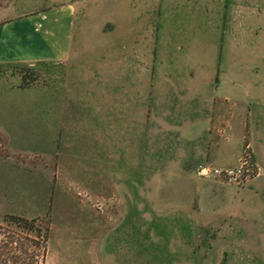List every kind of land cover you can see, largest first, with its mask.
Returning <instances> with one entry per match:
<instances>
[{
  "label": "rangeland",
  "instance_id": "1",
  "mask_svg": "<svg viewBox=\"0 0 264 264\" xmlns=\"http://www.w3.org/2000/svg\"><path fill=\"white\" fill-rule=\"evenodd\" d=\"M73 1L74 55L127 56L118 42L138 19L167 21L168 33L183 22L198 29L184 54L186 87L215 89L223 108L203 143H184L156 105L113 110L116 94L123 104L133 90L143 95V81L112 80L111 63L103 88L81 97L62 63H0V238L10 214L47 227L45 240L22 234L38 264H264V0H169L151 15L131 0ZM45 2L0 0V20L10 4L16 15ZM242 159L249 169L238 184L195 173L199 162Z\"/></svg>",
  "mask_w": 264,
  "mask_h": 264
},
{
  "label": "crops",
  "instance_id": "2",
  "mask_svg": "<svg viewBox=\"0 0 264 264\" xmlns=\"http://www.w3.org/2000/svg\"><path fill=\"white\" fill-rule=\"evenodd\" d=\"M183 1L190 3L192 0ZM164 2L168 4L169 0H131L130 4L133 7L140 3L144 8V14L149 15L155 6L161 9ZM187 9V12L193 14L192 7L189 6ZM12 10L13 4H10L2 11L7 15L11 13L12 16L0 20V63L33 61L62 63L68 81L67 87H71L70 94L74 97L87 94L83 91L86 87L95 86V90L102 89L106 76V72H103L104 65L111 63L112 80L129 78L131 81H143V95L139 92L137 95V91L133 90L123 104L121 95L116 94V102L112 103L113 110L119 112L122 106V110L126 112L136 110L147 112L152 111L153 105H156L155 109L166 112L167 125L171 129L175 127L181 129L180 132L175 131L178 139L189 144H199L206 140L208 124L212 120L211 112L214 110L220 112L223 107L218 105L219 109H215L217 104H213L216 98L215 89L210 88V91L201 95L199 91H194L195 88L186 87V82L192 78V75L186 72V66L183 65L187 63L184 54L188 48H194L191 46H194V33L198 32V29L194 30L195 27L190 28L180 20L183 23L170 29L168 33L165 28L167 21L155 26L151 19L134 20L129 32H124L126 39L123 38L122 43L118 42L121 50L127 51V56H114L110 61L100 56L84 57L73 54L74 20L77 10L73 0L65 3L47 0L39 9L28 12H24L23 9L16 15ZM161 16L164 18L170 16V12L165 10ZM170 44H174L178 50L172 53L169 48L173 46ZM212 58L211 62H214V55ZM137 64H142L143 67L138 66L136 70ZM152 80L159 81L163 87L154 89ZM159 83L156 86H160ZM133 86L135 88L136 82H133ZM228 96L229 94L224 92L221 99ZM74 101V103L78 102L75 99ZM99 105L103 109V103ZM186 108L191 109L194 114L190 117L184 115Z\"/></svg>",
  "mask_w": 264,
  "mask_h": 264
},
{
  "label": "trees",
  "instance_id": "3",
  "mask_svg": "<svg viewBox=\"0 0 264 264\" xmlns=\"http://www.w3.org/2000/svg\"><path fill=\"white\" fill-rule=\"evenodd\" d=\"M10 225L7 235L0 238V264H38V248L32 249L26 246L25 240L33 241L30 235L24 233L33 232L35 236L45 240L47 227H42L34 218H26L18 215H7L3 218ZM18 249V251H16Z\"/></svg>",
  "mask_w": 264,
  "mask_h": 264
},
{
  "label": "built area",
  "instance_id": "4",
  "mask_svg": "<svg viewBox=\"0 0 264 264\" xmlns=\"http://www.w3.org/2000/svg\"><path fill=\"white\" fill-rule=\"evenodd\" d=\"M249 169L245 159L239 161L236 166L219 167L211 163L199 162L195 166V173L200 178L224 177L225 180L238 184L246 179Z\"/></svg>",
  "mask_w": 264,
  "mask_h": 264
}]
</instances>
